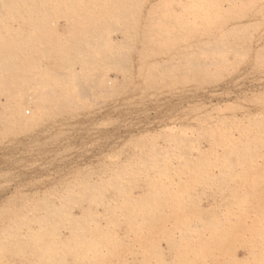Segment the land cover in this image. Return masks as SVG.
<instances>
[{"label":"rangeland","instance_id":"rangeland-1","mask_svg":"<svg viewBox=\"0 0 264 264\" xmlns=\"http://www.w3.org/2000/svg\"><path fill=\"white\" fill-rule=\"evenodd\" d=\"M0 264H264V0H0Z\"/></svg>","mask_w":264,"mask_h":264},{"label":"bare ground","instance_id":"bare-ground-1","mask_svg":"<svg viewBox=\"0 0 264 264\" xmlns=\"http://www.w3.org/2000/svg\"><path fill=\"white\" fill-rule=\"evenodd\" d=\"M54 48H55V50H52ZM54 48L52 47V49H51L52 53L48 49H47L46 53L47 52L48 53L50 52L52 54V60L54 61V63H56L55 67H54V65L52 66L49 63L52 66L51 68H48L47 67V66H49V64L47 66L43 65L45 67L42 68V66H40L41 64H39L40 67H38V64L35 62V64H37V65H35V67H36L35 70H32V75L30 74L31 71H24L23 70L22 77L24 78V80H23L24 83H26L29 86L34 85V82H35L36 85L37 84L38 85H41V84H43V83L46 82V79L47 78H50V76L49 77L46 76L47 78L44 77L45 76V73H47L49 71V69H51V70H52V68L56 69L55 72L53 71L54 72L53 74L54 75L56 74L55 76L57 77V75H60L61 74V72L58 71V70L63 71V70H66V69L75 67V65L73 63L75 61V59L74 60H72V59L73 58H76V57H73L72 59L70 58V57L73 56V54L71 53L73 49L70 50V49H68V48H66L64 46H55ZM82 49H84V48H82ZM82 49H79V50H82ZM75 50H77V49H75ZM79 50H77V51H79ZM77 51H74L73 50V52H75V53H78ZM87 51H88L87 53L89 54V50L88 49H87ZM40 52H42V51H40ZM84 52L86 53V51H84ZM84 52H83V54H78V55H81L80 56L81 58L79 57V59L85 60V59H82L83 58V55L84 56L86 55L85 58L86 57L88 58L87 53L85 54ZM45 54H43V56ZM46 56H47V54H46ZM48 56L46 58L48 59V61H50L49 60L50 57L48 58ZM40 59H41V57H40ZM40 59H38L37 62H39ZM33 66H34V64H33ZM61 68H63V70ZM30 69H33V68H30ZM56 71H58V73H60V74L56 73ZM15 76H17V75H14V77ZM63 76H64V74L63 75H60L58 77L59 78L60 77L62 78ZM38 79L41 80V83H39L40 81ZM12 83L18 84V81L15 80ZM68 99H71L70 96H68V92L57 91L56 89L54 90L53 87H48L47 88V85L44 84V90H42L40 92V94H38L36 96L35 101H36L37 107L39 109H42V110L46 111V112H43V114L45 113L44 115L48 114L49 116H53V115L56 116V115H62L63 114V113L60 114L59 112H56V111L57 110H60L61 107L63 108L64 105H65L66 100H68ZM68 108L71 109L72 107H68ZM2 114H3V116L11 117V120H15V121L18 120L21 123H23L24 125H28V123H31V122L34 121L33 119L37 118V115L35 116V118L28 119L26 116H20L18 118V116H16L14 113H10V112L9 113L3 112ZM41 114L42 113H40V115ZM72 114H74V113H72ZM68 115H70V114H68ZM149 185H151V184H149ZM148 191H149V187H148Z\"/></svg>","mask_w":264,"mask_h":264}]
</instances>
